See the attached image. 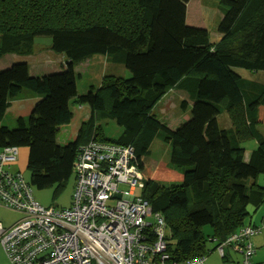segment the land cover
Instances as JSON below:
<instances>
[{
  "label": "trees",
  "instance_id": "obj_1",
  "mask_svg": "<svg viewBox=\"0 0 264 264\" xmlns=\"http://www.w3.org/2000/svg\"><path fill=\"white\" fill-rule=\"evenodd\" d=\"M189 2L0 0V57L30 55L36 38L47 37L50 49L69 63L102 55L130 73L114 71L79 93L73 78L31 75L26 62L0 70V122L23 89L41 96L14 128L0 126V149H27L25 181L31 189L54 187L56 195L75 179L79 149L90 141L131 146L138 158L150 154L155 139L169 145V165L182 184L146 179L142 196L164 216L168 251L177 262L207 257L208 241H226L264 203V186L257 182L264 177V83L237 71L264 72V0H221L216 44L204 28L187 25ZM171 89L193 103L191 117L175 130L152 113ZM71 103L87 105L90 117L74 142L60 145V127L74 117ZM223 111L238 126L221 128ZM99 118L114 121L121 133L106 135ZM247 138L256 141L248 160L242 145ZM10 172L24 178L22 171ZM207 226L212 235L203 232Z\"/></svg>",
  "mask_w": 264,
  "mask_h": 264
},
{
  "label": "built area",
  "instance_id": "obj_2",
  "mask_svg": "<svg viewBox=\"0 0 264 264\" xmlns=\"http://www.w3.org/2000/svg\"><path fill=\"white\" fill-rule=\"evenodd\" d=\"M19 159V148L0 149V207L22 215L9 228L0 222V246L8 264H205L206 257L172 259L165 218L142 196L146 178L131 146L82 145L67 209L35 201L22 174L8 170ZM261 228L244 226L218 243L217 252L223 257L226 247H236L241 264H253L252 239Z\"/></svg>",
  "mask_w": 264,
  "mask_h": 264
},
{
  "label": "rangeland",
  "instance_id": "obj_3",
  "mask_svg": "<svg viewBox=\"0 0 264 264\" xmlns=\"http://www.w3.org/2000/svg\"><path fill=\"white\" fill-rule=\"evenodd\" d=\"M94 0H89L91 3ZM221 0H190L187 4L186 23L189 26L204 28L208 35L210 43L216 44L220 40V35L217 32V26L222 13L220 10ZM51 40L47 37L36 38L34 52L30 55H20L17 53H9L0 57V70L8 68L14 63L26 62L29 66L30 74L34 76H43L48 73H54L59 80L65 82L67 78H73L74 84L79 93H85L89 86H100L102 77L104 75L112 74L114 71L119 76L130 75L128 70L122 63L113 62L102 55H93L85 61H75L73 63L67 62L63 56L54 53L51 49ZM240 75L251 81L264 83V72H253L244 69H237ZM169 90L159 103L152 109L155 115L163 123L168 124L172 129H177L181 124L191 117L192 103L187 100V95L184 92ZM38 97V98H37ZM39 97L36 93L29 89H23L20 93L12 99L11 106L7 110L6 115L0 122V126L4 125L9 128L16 126V119L18 117H28L33 107L39 102ZM186 102L184 108L181 104ZM70 107L74 113V117L70 124L60 127L57 135V142L60 145H67L77 139L78 132L84 122L90 117V109L87 105H79L71 103ZM225 111L218 116V122L221 128L234 125L227 118ZM229 117V116H228ZM97 124L100 125L104 133L109 137L117 136L122 129L110 119H97ZM231 120V119H230ZM264 120V119H263ZM260 131L264 132V121L260 125ZM244 129H242L243 131ZM247 154L256 145L255 140L247 138L242 141ZM250 150V151H249ZM23 150H21L22 154ZM170 147L159 139H155L152 143L150 154L139 159L141 170L146 179H152L159 184L165 186L182 184V175L173 170L169 165ZM22 171L27 182L30 179V172L27 170V159H21L19 167L13 166L10 171ZM75 177V176H74ZM75 179L72 177L68 186L59 194L55 195L54 187H48L43 190H33V197L37 203L46 208L67 209L71 207L73 201V194L75 190ZM121 188H124L121 186ZM115 200L110 202L114 205ZM2 208V207H0ZM4 209V208H2ZM10 214L8 215L12 222L19 220L22 215L8 209H4ZM203 232L208 236L212 235L210 227H204ZM208 248L210 249L207 255L206 264H227L219 256L215 243L208 241ZM4 253V252H3ZM5 257V256H4ZM5 264H8L5 258ZM235 260V261H234ZM240 260L238 255L233 256L231 262ZM242 261V260H241ZM241 261L239 264H241Z\"/></svg>",
  "mask_w": 264,
  "mask_h": 264
},
{
  "label": "crops",
  "instance_id": "obj_4",
  "mask_svg": "<svg viewBox=\"0 0 264 264\" xmlns=\"http://www.w3.org/2000/svg\"><path fill=\"white\" fill-rule=\"evenodd\" d=\"M173 92L175 89H171ZM186 94V93H185ZM38 98V97H37ZM168 98V97H163V99ZM187 100L192 103L188 97ZM193 105V103H192ZM226 113V112H225ZM227 118L229 119V121L231 122L230 118L227 115ZM264 106H261L259 108V128L260 125L262 124V122L264 121ZM161 121V120H160ZM162 122V121H161ZM163 123V122H162ZM165 124V123H163ZM167 126H169L168 124H166ZM170 128H172L171 126H169ZM232 128L231 123L230 126L225 127L224 129H230ZM264 134V132H262ZM256 144V142H255ZM243 145V144H242ZM244 147V146H243ZM256 147V145L251 149V151ZM245 148V147H244ZM21 150H23L22 154H21ZM250 151V150H249ZM250 151V152H251ZM248 152H245V158L246 160H248L249 158V154H247ZM28 157V150L27 149H20V159L19 162L16 164L19 167V164L21 162V159H27ZM14 165V166H16ZM21 168H19L20 171ZM258 184L260 186H264V177L263 176H259L258 180H257ZM10 213L2 208H0V222L4 225V227L9 228L11 226H13L17 221L12 222L9 218ZM264 203L262 204V206L260 208H258L257 210H254L251 212V214L249 215V217L247 218V225L252 226V227H259L262 225V228L260 230V232L253 237L252 239V243H253V247H254V254L252 256V262L253 264H264ZM246 225V226H247ZM238 255L240 257V260L237 261V264L240 263V261L242 260V256L240 251L236 248V247H226L225 248V257H221L223 260L227 259V264H236V262H231L232 257ZM3 253V249L0 246V264H5L6 260V256ZM220 256V255H219ZM235 261V260H234ZM8 262V261H7ZM207 262V259L205 261V264Z\"/></svg>",
  "mask_w": 264,
  "mask_h": 264
},
{
  "label": "water",
  "instance_id": "obj_5",
  "mask_svg": "<svg viewBox=\"0 0 264 264\" xmlns=\"http://www.w3.org/2000/svg\"><path fill=\"white\" fill-rule=\"evenodd\" d=\"M115 197L119 199V198H120V195H119V194H117Z\"/></svg>",
  "mask_w": 264,
  "mask_h": 264
},
{
  "label": "clouds",
  "instance_id": "obj_6",
  "mask_svg": "<svg viewBox=\"0 0 264 264\" xmlns=\"http://www.w3.org/2000/svg\"><path fill=\"white\" fill-rule=\"evenodd\" d=\"M146 178V177H145ZM216 245V244H215ZM217 246V245H216ZM222 257V256H221ZM225 256H223V258H224Z\"/></svg>",
  "mask_w": 264,
  "mask_h": 264
}]
</instances>
